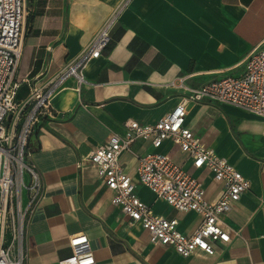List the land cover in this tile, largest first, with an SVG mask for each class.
Returning <instances> with one entry per match:
<instances>
[{"label":"crops","instance_id":"crops-1","mask_svg":"<svg viewBox=\"0 0 264 264\" xmlns=\"http://www.w3.org/2000/svg\"><path fill=\"white\" fill-rule=\"evenodd\" d=\"M124 1L26 0L16 71V101L27 102L24 112L32 105L31 91H42L76 60ZM254 47H264V0H127L108 46L84 68L87 83L77 92L74 78L66 77L29 136V160L43 189L26 221L24 264H57L71 253L68 235L76 233L87 236L94 264H264V119L228 104H186L185 126L250 182L221 217L230 241L213 243L211 254L197 249L182 257L151 244L148 233L111 203L87 160L110 133L124 134L126 120L155 123L187 95L168 83L184 78L185 87L194 88L222 70L239 74ZM131 150L119 160L136 195L154 214L177 219L180 232L192 233L200 216L176 211L140 184L134 155H169L200 181L211 203L222 184L209 170L194 169L170 140L153 148L138 139Z\"/></svg>","mask_w":264,"mask_h":264},{"label":"built area","instance_id":"built-area-1","mask_svg":"<svg viewBox=\"0 0 264 264\" xmlns=\"http://www.w3.org/2000/svg\"><path fill=\"white\" fill-rule=\"evenodd\" d=\"M126 2L105 21L76 60L67 63L42 91H31L32 105L24 112L27 102L16 101L20 85L16 71L23 47L26 0H0V264H24L26 221L42 195L41 177L29 160V136L51 110V100L66 77L74 78L77 92L87 83L84 68L108 46L111 30ZM184 80L178 78L168 83L169 87L185 89L187 95L163 117L152 124L126 120L124 134L110 133L87 160L95 166L98 178L110 193L111 203L120 207L130 224H138L148 233L151 244L169 247L178 255L189 257L197 249L211 254L213 243L230 241L231 233L221 223V217L249 190L250 182L185 126L186 104L190 101L228 104L264 119V47H254L244 57L239 74L222 70L218 77L194 88L185 87ZM138 139L149 140L153 148L170 140L187 155L194 169L209 170L214 181L222 184L219 198L211 203L200 181L169 155L159 152L134 155L140 184L176 211H193L200 216V223L192 233L180 232L177 219L154 214L136 195L134 182L119 157L123 152L133 154L131 145ZM68 242L71 253L57 264H94L84 233L68 235Z\"/></svg>","mask_w":264,"mask_h":264}]
</instances>
